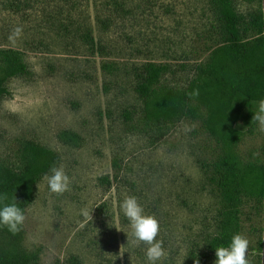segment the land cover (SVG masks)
I'll use <instances>...</instances> for the list:
<instances>
[{
	"label": "rangeland",
	"instance_id": "rangeland-1",
	"mask_svg": "<svg viewBox=\"0 0 264 264\" xmlns=\"http://www.w3.org/2000/svg\"><path fill=\"white\" fill-rule=\"evenodd\" d=\"M222 1L0 0V50L19 52L27 71L5 83L0 99V163L16 168L21 144L32 141L54 152L71 180L56 195L43 176L24 210L19 247L40 248L38 264H147L145 246L127 241L120 207L127 196L159 222L167 257L158 264H215L209 246L223 225L214 167L221 151L205 109L172 127L145 126L135 87L137 70L153 62L167 67L160 86L185 88L221 43ZM231 5L244 17L241 40L252 39L247 22L259 9ZM16 28L22 32L10 40ZM253 129L234 148L244 164L264 162V132ZM63 131L81 141L64 144ZM236 223L250 264H261L264 204L242 195Z\"/></svg>",
	"mask_w": 264,
	"mask_h": 264
},
{
	"label": "trees",
	"instance_id": "trees-1",
	"mask_svg": "<svg viewBox=\"0 0 264 264\" xmlns=\"http://www.w3.org/2000/svg\"><path fill=\"white\" fill-rule=\"evenodd\" d=\"M216 11L221 43L209 53L205 67L198 65L196 76L185 88L160 86L167 67L153 62H147L137 70L135 87V93L142 101L141 118L145 126L172 127L183 118H198L199 111L205 109V127L220 145L221 153L214 167L224 202L222 231L210 243L212 253L218 247H228L232 237L238 234L236 221L242 195L264 204V162L244 164L234 151L243 135L237 127L245 126L246 132L251 133L257 124L252 121L256 112L251 110L256 109L251 101L254 89L264 88L262 15L259 12L249 19L247 24L253 36L242 41L239 28L245 22L244 17L233 10L231 0H223ZM107 69L108 66L103 64L102 70ZM26 73L19 52L1 49L0 99L7 94L5 83L8 80ZM196 90L199 95L190 98L189 94ZM244 108L245 116L241 115ZM124 117L129 119L128 114ZM59 139L67 145H77L81 141L70 131L61 132ZM18 152L16 168L0 163V195L7 194L8 197L0 202V207L16 200L24 212L33 200L37 182L51 173V168L60 164V159L51 150L32 141L23 142ZM114 167L117 169L116 163ZM22 236V230L12 235L7 228L0 226V241L5 244V247L0 246V264H38L41 249L21 250Z\"/></svg>",
	"mask_w": 264,
	"mask_h": 264
},
{
	"label": "clouds",
	"instance_id": "clouds-1",
	"mask_svg": "<svg viewBox=\"0 0 264 264\" xmlns=\"http://www.w3.org/2000/svg\"><path fill=\"white\" fill-rule=\"evenodd\" d=\"M21 32L22 29L20 28L14 29L13 35L9 39L14 40ZM189 95L190 98L197 97L199 92L196 90ZM252 121L258 124L261 132H264V99L259 101L258 110L254 113ZM50 171V175L43 177L47 182L50 193L62 195L68 191L71 180L65 172L64 167L62 165L60 167H52ZM7 199V194L0 195V202L6 201ZM120 207L124 216L129 221L130 233L126 234L127 241L130 235L131 243L134 246H145L147 264H158V262H162L167 257V252L162 242L157 239L160 234L158 220L153 215L145 214L143 207L134 196H127ZM82 215L85 219L92 220L91 213L87 210H82ZM25 220L26 216L18 206L16 200L11 204H4L0 207V226L7 228L12 235H16L22 230ZM248 248V239L241 234H236L232 237L228 247L221 246L216 248L215 264H250L247 258Z\"/></svg>",
	"mask_w": 264,
	"mask_h": 264
},
{
	"label": "crops",
	"instance_id": "crops-1",
	"mask_svg": "<svg viewBox=\"0 0 264 264\" xmlns=\"http://www.w3.org/2000/svg\"><path fill=\"white\" fill-rule=\"evenodd\" d=\"M241 5H243L244 7H255L259 9V12L262 15V37L264 40V0H239ZM246 41V40H245ZM236 76V74H234ZM240 76H242V72H240L239 74ZM264 99V88H256L253 91V100L251 101V104L253 105V107L255 106L256 110H251V112H257L258 110V105H259V101ZM241 115H246V110L244 108L243 112L241 113ZM243 117V116H241ZM245 128L244 131H242V133H245L247 130V127L242 126ZM254 129H252L251 131L253 132ZM251 132V133H252ZM260 256H261V264H264V232H263V239H262V243L260 246V252H259Z\"/></svg>",
	"mask_w": 264,
	"mask_h": 264
}]
</instances>
